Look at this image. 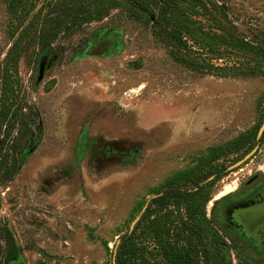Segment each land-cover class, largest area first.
<instances>
[{"label":"rangeland","instance_id":"374dc122","mask_svg":"<svg viewBox=\"0 0 264 264\" xmlns=\"http://www.w3.org/2000/svg\"><path fill=\"white\" fill-rule=\"evenodd\" d=\"M11 1L18 0H0V67L18 35L24 42L22 29L36 34L56 0H26L31 7L19 27ZM151 1L142 0L139 14L110 10L65 26L11 65L23 91L7 101L14 126L28 110L36 124L17 154L18 173L0 184V262L13 244L22 264H112L117 240L147 197L167 185L191 188L251 150L264 113V0H169L177 25L167 42L158 31L161 0ZM111 32L107 53L84 54ZM209 65L253 71L204 72ZM262 180L264 133L252 154L197 196L192 217L182 213L195 232L208 227L221 236L225 264H264V246L257 252L210 215L219 200ZM150 207V218L158 215ZM179 230L171 243L187 247ZM212 243L195 242L199 264L200 248L210 251ZM133 244L137 259L162 260L158 242L141 235Z\"/></svg>","mask_w":264,"mask_h":264},{"label":"trees","instance_id":"16d2710c","mask_svg":"<svg viewBox=\"0 0 264 264\" xmlns=\"http://www.w3.org/2000/svg\"><path fill=\"white\" fill-rule=\"evenodd\" d=\"M148 2V1H147ZM151 5H157L156 0H152ZM219 11L220 8L216 4H212ZM31 4L26 0L11 1L8 3V10L13 13L17 18L16 26L19 27L25 19ZM51 12H47V17L42 21V24L36 29L25 32L29 28L22 29L24 35L23 43L19 44V35L11 43L4 55V62L0 67V184L6 185L10 182L19 171V162L17 154L21 151L22 147L27 140L34 137L32 127L36 124V113L32 110L20 113L18 115V126L15 125V120L9 113L7 101L11 97H22L23 91L14 76L11 65H15L23 53L30 48L31 45L37 44L38 47H45L52 43L55 36L65 27L78 26L84 21L98 20L109 14L110 10L119 12H132L134 14L140 13L142 8V0H56L51 4ZM158 13L160 15V26L158 28L159 34L163 33L164 39L167 42L169 39L174 38L173 32L177 25L174 18V11L169 0H161L157 5ZM224 15V13H223ZM225 16V15H224ZM228 22V21H227ZM231 26V24L229 23ZM223 31H225L222 28ZM31 32V33H30ZM234 44L250 46L246 40L238 38L237 36L229 37ZM218 66H207L204 72L224 75L238 74V73H251L253 70L247 71H234L229 72L219 71ZM221 70V69H220ZM260 70H256L259 72ZM264 73V72H262ZM262 126V130L257 134L258 129ZM264 133V113L261 121L255 125L254 140L248 144L249 150L256 149L261 141ZM235 161L231 162L211 174L202 175L196 182L195 186L191 188H184L179 185H167L163 187L159 194L151 198L147 207L144 209L142 216L136 222L131 230L124 232L120 236L114 254V264H199L198 250L196 249L195 242H213V248L209 251L205 247L200 248L204 255L203 264H225L222 256H220L218 245L223 242V239L214 230L206 227L201 233L193 230L190 218H185L182 213H186L188 217H192L195 211L198 210L199 198L197 196L216 179L233 167ZM196 201V202H194ZM156 204L158 207V215H152L151 204ZM180 209L182 212L180 213ZM147 218V219H146ZM144 221V225L139 229L140 223ZM175 226L171 228L172 223ZM176 224L178 226H176ZM178 227V228H177ZM179 229L184 231L183 240L188 242L187 247H177L171 242H177L180 235ZM175 231L176 241L170 240V232ZM147 237L159 243L162 260L159 262H149L146 260L137 259L135 247L133 242H137L139 236ZM174 235V234H173ZM205 236V237H204ZM203 238H206L205 240ZM17 256L15 247L10 244L4 251L3 259L0 264H8ZM246 264V262H244Z\"/></svg>","mask_w":264,"mask_h":264},{"label":"flooded vegetation","instance_id":"af4514ba","mask_svg":"<svg viewBox=\"0 0 264 264\" xmlns=\"http://www.w3.org/2000/svg\"><path fill=\"white\" fill-rule=\"evenodd\" d=\"M110 34L114 35L115 41L116 33ZM114 41L109 44L107 52ZM210 215L217 223L238 232L247 244L258 252L260 247L264 246V180L245 195H231L219 200Z\"/></svg>","mask_w":264,"mask_h":264},{"label":"water","instance_id":"95a60500","mask_svg":"<svg viewBox=\"0 0 264 264\" xmlns=\"http://www.w3.org/2000/svg\"><path fill=\"white\" fill-rule=\"evenodd\" d=\"M112 41H114V35L109 34V35L105 36L104 39H102L99 42H97L96 44L87 46L86 49L84 50V54L88 55V56L102 55V54L107 52L108 46H109V44ZM41 73H42V62H40L39 66H38V76H37V78H39ZM261 130H262V126L258 129L257 134H259ZM254 151H255V149L252 148L250 151L247 152L246 155H244L240 159L236 160L235 161V165H238L240 162H242L245 158H247ZM158 194H159V192H156V193L152 194L151 196H149V197H147L145 199L142 207L140 208V210L137 212V214L134 216V218L129 223L128 230H131L133 228V226L136 224V222L139 220V218L142 216V213H143L144 209L147 207V205H148L149 201L151 200V198L156 197ZM119 240L120 239H118L117 242H116L115 250H114V253H113V257H112V264H114V254H115L117 245L119 243ZM8 264H22V260H21L20 255L18 254L17 258L12 260V261H10Z\"/></svg>","mask_w":264,"mask_h":264},{"label":"bare ground","instance_id":"6f19581e","mask_svg":"<svg viewBox=\"0 0 264 264\" xmlns=\"http://www.w3.org/2000/svg\"><path fill=\"white\" fill-rule=\"evenodd\" d=\"M251 255V254H250Z\"/></svg>","mask_w":264,"mask_h":264}]
</instances>
